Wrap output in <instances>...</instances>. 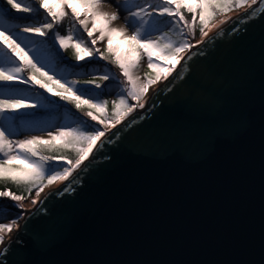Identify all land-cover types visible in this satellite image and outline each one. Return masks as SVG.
I'll use <instances>...</instances> for the list:
<instances>
[{"label":"water","instance_id":"95a60500","mask_svg":"<svg viewBox=\"0 0 264 264\" xmlns=\"http://www.w3.org/2000/svg\"><path fill=\"white\" fill-rule=\"evenodd\" d=\"M247 11L46 192L0 264H264V15Z\"/></svg>","mask_w":264,"mask_h":264},{"label":"snow or ice","instance_id":"6c2138e0","mask_svg":"<svg viewBox=\"0 0 264 264\" xmlns=\"http://www.w3.org/2000/svg\"><path fill=\"white\" fill-rule=\"evenodd\" d=\"M104 0H6L4 9H0V85L6 90V95H0V183L11 182L24 186L31 194L35 189L38 198L44 188L56 181H65L81 169L93 150L98 147V141L103 143L109 129L116 128L136 110L144 108L143 100L150 86L156 84L162 77L167 80L175 71L182 53L203 44L204 38L213 29H218L227 19L216 23V18L236 9L247 11V17L239 19H255L264 15V0H117L118 8L125 12V22L132 28L129 35L127 29L113 27V22L120 16L118 12L108 13L103 10ZM82 4L87 10L84 19L77 5ZM258 5L257 7H253ZM71 10V16L77 24L93 37L86 42L83 38L75 41L73 35H61L55 30ZM43 9V13L41 12ZM11 10L22 15L16 16ZM185 12L191 14V21L186 19ZM43 16V20L40 17ZM91 25V26H90ZM199 27L201 40L193 45L187 38L195 37ZM167 29V31H165ZM225 30L221 29V34ZM51 33V36H49ZM159 33V35H155ZM24 34H28L27 36ZM29 37H43L37 40ZM103 51L95 47L99 41H105ZM119 39L128 45L127 51L121 52L119 46H113V40ZM58 45V47H57ZM71 47L75 54L76 65L73 68H87L89 64L108 61L120 69L124 80L120 81L117 93L118 99L111 101L109 111L108 100L101 98L102 84L98 81L119 79L107 72L90 79L68 81L66 76L57 78L51 65L53 58L65 61L61 50ZM147 59L148 72L141 79L136 74L139 62ZM83 65L80 62L86 61ZM170 61V63H162ZM85 75H91L85 72ZM20 85H28L31 89H42L45 93L58 97L59 100L71 104L78 112L96 122L101 128L89 125L80 120L76 126L60 125L55 130L51 128L34 127V131L47 132V138L32 136L22 140H12L17 134L15 122L26 118L31 110L46 107L41 100L46 99L40 92L28 96ZM135 103H130L129 101ZM48 105L55 106L49 100ZM34 118V117H33ZM112 138L109 137V142ZM44 152L53 153L44 155ZM66 152L75 154L69 158ZM14 161H20L14 164ZM67 190V189H65ZM0 198H7L13 205H5L9 215L13 207L23 209L26 196L15 194L11 189L0 190ZM37 201L34 200L33 203ZM5 215L3 219H8ZM18 218V214H17ZM16 227V220L4 223L0 220V245L5 244V235ZM7 253H0L6 255Z\"/></svg>","mask_w":264,"mask_h":264},{"label":"trees","instance_id":"16d2710c","mask_svg":"<svg viewBox=\"0 0 264 264\" xmlns=\"http://www.w3.org/2000/svg\"><path fill=\"white\" fill-rule=\"evenodd\" d=\"M5 5H6V0H0V9H3V7H5ZM13 11H15V10H13ZM41 20H43V18ZM64 27H67L66 22L64 24ZM64 30L67 31V28H64ZM76 37L78 38V37H80V35H78V36L76 35ZM29 38L34 39V37H29ZM39 40H41V39H39ZM65 51H66L67 56L71 57L72 59H75V54H74V51L71 47H69ZM102 66H103V64L96 63V64H89V66L87 68H83V67L73 68V67H71L65 63L62 64L59 60H57L55 58L53 61L54 70L57 71L60 67L62 69V71L66 73V77H67L68 81L90 79V78H92V76H97V77L101 76V75L105 74V72H107V68L105 66H104L105 69L100 70V71L97 70V68L102 67ZM97 71H99V72H97ZM85 72L90 73L91 75H85ZM108 74L111 76V73H108ZM98 82L101 84L105 83L104 85L102 84L101 89H96V91L98 93H101V97H107V100L110 102V104H109V111H110L111 110V101L115 100V99L110 98V94L112 92H114L116 87H118V86H116L118 82H116V81L111 82V80H109V81H98ZM19 87L25 94H27L30 97L33 96L35 94V92H37V91H33L31 88H26V87H21V86H19ZM119 91H120V89H119ZM0 95H6L5 87H0ZM49 100L55 102L54 107L52 105H48ZM41 103L46 105V107L43 109H39V110H31L37 116H30V117L26 116L25 119L17 120L15 122V127L17 128V131L22 130V132L24 131L25 133H33V132H41V131L32 130L34 127L52 128L53 126H60V125H71V126L75 127L76 123L79 122L80 120H85L89 123V125L95 126L93 122L89 121V119L86 118V116H84L81 112H78L73 105L67 104L64 101L59 100L58 97L53 96L51 99L50 98L43 99V100H41ZM11 137H18V136H17V134H15ZM43 154L44 155H52L53 153L44 152ZM65 155L68 156L69 158H75V154L72 152H66ZM19 163H20V161H14V164H19ZM4 183H6V182H4ZM4 183H0V190L11 189V191L13 193L15 192L16 194H18V192H22L21 194L25 195L26 198L35 193V189H33L31 194H29L25 190L24 186H17L16 185V187H13L10 184L6 185ZM16 189L18 192L16 191ZM7 200H8L7 198H4V200H0V220H2V222H4V223H8L12 219L17 218V214H18V217H21L23 214V212L21 210H18L17 207L12 208L10 215L8 213H6L4 210L5 205L6 204L7 205H13L12 203H10ZM5 215H8L9 218L3 219V217Z\"/></svg>","mask_w":264,"mask_h":264},{"label":"rangeland","instance_id":"374dc122","mask_svg":"<svg viewBox=\"0 0 264 264\" xmlns=\"http://www.w3.org/2000/svg\"><path fill=\"white\" fill-rule=\"evenodd\" d=\"M120 2H123V0H120ZM141 2H142V0H141ZM102 7H103V10H104L105 12H108V13L118 12L120 18H119L117 21L113 22L112 26H118V27H120V28L127 29V33H128L129 35L131 34V32H132V28H131L129 25L126 24V22H125V18H124L125 15H126V13L123 12V11H121V10L118 8V6H117V0H104ZM77 8H78V11L81 12V17H80V18H81V19H84L85 17H84L83 14H84V12H85L87 9H86L85 7H83L82 4H79V3H78V5H77ZM43 11H44V10L41 9V12H42V13H43ZM65 11L68 13V15L65 16V17L63 18L62 22H61L60 24H58L56 27L59 28V30L61 31V35H65V36H66V35L69 34V28H70V27H73V24H76V22L73 20V18H72V16H71V10L66 8ZM242 11H243V9H236V10L232 11L231 13L226 14V16L223 15V16L219 17V18L216 20V23H219L220 20L227 19V17L232 18L233 16H236V15L240 14ZM184 14H185V16H186V19H188L189 21H191V14H189V13H187V12H185ZM41 17H43V16H41ZM229 20H230V19H228L227 22H228ZM65 22H66V26H67V27H64ZM227 22H226V23H227ZM226 23L222 24L221 26L225 25ZM90 26H91V25H90ZM221 26H220V27H221ZM64 28H67L68 31H65ZM74 29H75L77 32H79V34L81 35V37H82L84 40H87V42H89V46H91V45H90V40L93 39V38H97V37L99 36V32H94L93 37H88V36H87V33H86V32H83V30L79 27L78 24H77V26H76ZM216 30H217V29H213V30L209 33V35H210L211 33H213L214 31H216ZM165 31H167V29H165ZM24 35L27 36L28 34H24ZM155 35H159V33H156ZM49 36H51V33H49ZM42 38H43V37H34V39H37V40L42 39ZM187 38L192 42V44H197V41H200V40H201V34H200V32H199V27H197V29H196L194 39H193V37H191V36H189V37H187ZM113 46H114V48L117 47V46H119V49H120L121 52L127 51V48H128V45L124 44V43H123L122 41H120L119 39H114V40H113ZM57 47H58V45H57ZM95 47H98V48L101 49V51H103L104 48L106 47V39H105V41H99ZM61 52H62V50H61ZM187 53H188V51L185 52V53H182V55L185 57ZM181 61H182V60H180V62H181ZM101 62H103V63L105 64V66L107 67V72H108V73H111V76H115V77H118V78H119V79H110L111 82H113V81H117V82L120 83V81L124 80V77L120 74V69H119L114 63H113V64H109L108 61H101ZM180 62H179V64H180ZM162 63H163V62H162ZM166 63H170V61H166ZM179 64L176 65L175 70L177 69V67H178ZM51 67H52V66H51ZM103 69H104V68H101V67L97 68V70H99V71H100V70H103ZM99 71H97V72H99ZM148 71H149V69L147 68V59H146V57H144V58H142V59L140 60V62H139V68L137 69L136 74L139 75V76L141 77V79H143V78H144V74H145L146 72H148ZM55 73H56V75H57V78H60L61 75L66 76V73L63 72L62 69H61L60 67H59V69H58L57 71H55ZM163 81H165V80H164L163 77H162V78H161L156 84L150 86V88H149L147 94L144 96L143 100L141 101L142 103H144L145 106H146L147 101H148L150 95L152 94L153 90H155V89H156V88H157V87H158ZM26 86H28V85H26ZM29 87H30V86H29ZM116 88H117V87H116ZM35 90H36V89H35ZM38 90H40V91H41L43 94H45L48 98H51V97H52L51 95L45 93L42 89H38ZM116 91H119V89H117ZM112 95L114 96L115 100L118 99V96H117V93H116V92L112 93ZM102 98H103V97H102ZM103 99H104V98H103ZM129 102H130V103H135L134 101H131V100H130ZM145 106H144V108H145ZM141 109H143V108H139V107H137L136 110L133 111L132 113H134V112L137 113V112H138L139 110H141ZM132 113H131V114H132ZM96 126L102 129V126H101V125H98V124H97ZM55 127H56V126H53L51 129H52V130H55ZM113 129H114V128H113ZM113 129H109L108 131L113 130ZM32 136H40V137H43V138H47V132H45V131H41V132H33V133H28V134H26V133L23 131V132H21V133L19 134V136H18L17 139H16V138H13L12 140H14V141H15V140H22V139H26V138H31ZM10 139H11V138H10ZM97 143H99V141H98ZM93 152H94V150H93ZM92 154H93V153H92ZM92 154L90 155V157H89L88 160H90V159L92 158ZM85 162H86V161H85ZM74 173H75V172H74ZM69 178H70V177H69ZM66 181H67V180H65V181H56L55 183H53V184H51V185L45 187V188H44V191L41 192V194H40V196H39L38 198L36 197V194H35V193H34L33 195L28 196L24 201H22V203H23V209H22L23 211H22V212L27 213L28 211L34 209L35 206H36V205L38 204V202L40 201V199L46 194V192H48L49 190H52V189H57L61 184H63V183L66 182ZM4 184H6V185H7V184H10L11 186L16 187V184H13V183H11V182H6V183H4ZM14 185H15V186H14ZM16 191H17V189H16ZM17 192H18V191H17ZM21 193H22V192H18V194H21ZM0 200H4V198H0ZM34 200H36L37 202H36V203H33ZM7 201H9V202L12 203V204L15 203V202L10 201L9 199H8ZM13 208H14V207H13ZM18 209H19V208H18ZM22 212H21V213H22ZM15 220H16V227H14L13 231H12L10 234H6V235H5V244H6V242H10V241H12V240L15 238L16 233L18 232V230H19V228H20V226H21V221L23 220V216H22V217L15 218ZM8 223H11V221L8 222ZM5 244H4V245H5ZM4 245H0V250L3 248Z\"/></svg>","mask_w":264,"mask_h":264},{"label":"bare ground","instance_id":"6f19581e","mask_svg":"<svg viewBox=\"0 0 264 264\" xmlns=\"http://www.w3.org/2000/svg\"><path fill=\"white\" fill-rule=\"evenodd\" d=\"M113 27H117V28H120V27H118V26H113ZM7 244V243H6ZM6 244L4 245V246H6Z\"/></svg>","mask_w":264,"mask_h":264}]
</instances>
